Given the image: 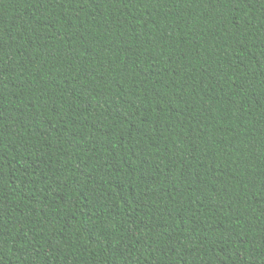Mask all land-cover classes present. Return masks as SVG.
<instances>
[{"label": "trees", "instance_id": "obj_1", "mask_svg": "<svg viewBox=\"0 0 264 264\" xmlns=\"http://www.w3.org/2000/svg\"><path fill=\"white\" fill-rule=\"evenodd\" d=\"M0 264H264V0H0Z\"/></svg>", "mask_w": 264, "mask_h": 264}]
</instances>
